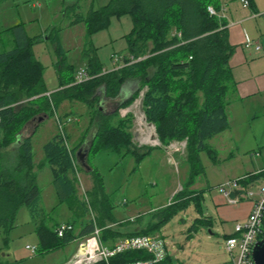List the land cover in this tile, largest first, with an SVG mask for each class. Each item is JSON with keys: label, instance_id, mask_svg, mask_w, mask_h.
<instances>
[{"label": "trees", "instance_id": "trees-1", "mask_svg": "<svg viewBox=\"0 0 264 264\" xmlns=\"http://www.w3.org/2000/svg\"><path fill=\"white\" fill-rule=\"evenodd\" d=\"M219 8V0H109L86 14L77 13L79 3L64 9L69 27L82 24L86 28L87 43L82 50L85 69L91 79L75 83L77 70L67 60L61 46L63 28L50 27L43 35L29 37L23 25L10 29L15 45L0 52V231L4 246H9L11 232L24 208L32 215L39 213L41 189L36 174L45 164L35 163L33 139L36 132L23 138L12 150L22 130L32 121L43 116L54 117L66 102L81 103L91 113V126L95 128L90 145V156L113 152L132 156L139 165L156 149H164L173 142H186L189 177L182 190L170 204L155 212L154 222L141 231L125 233L110 225L127 226L132 220H118L115 205L106 192L101 173L90 171L76 163L79 173L87 172L92 187L80 196L79 179L75 170L77 152L83 141L67 149L60 135H56L44 147L46 162L51 165L53 184L60 203L73 213L74 221L68 223L72 230L59 237L55 227L40 224L36 233L40 244L36 255L60 250L73 241L90 236L95 228L101 229V241L113 247L124 238L158 234L163 226L193 201L196 210L203 213L202 200L206 190H192L198 176L205 173L200 154L207 151L214 163L218 153L209 140L228 130L227 114L229 96L236 92L230 60L236 47L230 43L227 23L210 15L208 7ZM130 17L133 27L125 38L128 56L116 70L105 72L92 37L109 29L113 19ZM178 34H181L179 37ZM49 40L63 54L57 64L59 89L47 96L44 80L46 67L35 56L34 47ZM138 81L140 87L111 114L102 108L100 92L109 100L119 98L123 86ZM147 86L143 97V110L149 123L156 127L160 146L138 147L131 133L132 117H119V111L129 107ZM27 102L22 104L21 102ZM21 103V104H20ZM264 181V170L247 174L240 185ZM86 217L81 232L79 221ZM197 222L208 226L205 217ZM212 223V222H211ZM111 242L112 244H108ZM153 258L145 250L126 251L109 259V264H134ZM99 264H107L101 262ZM153 264H175L168 254Z\"/></svg>", "mask_w": 264, "mask_h": 264}, {"label": "rangeland", "instance_id": "rangeland-1", "mask_svg": "<svg viewBox=\"0 0 264 264\" xmlns=\"http://www.w3.org/2000/svg\"><path fill=\"white\" fill-rule=\"evenodd\" d=\"M108 2L109 0H17L18 6L29 11L27 16L33 17L34 14L30 12L40 11L41 13L42 17L39 21H35L30 34L41 32L40 26L45 28L67 26L69 22L64 20V10L63 12L61 10L64 6L66 8L68 5L79 3L77 13L86 15L90 9H98ZM33 4H41V8L34 9ZM12 9L13 6L10 4L5 7V11ZM132 27L130 17L113 19L109 29L92 38L105 68L112 69L121 63L117 64L118 61L113 57H119L123 61L124 57L128 56V43L125 36ZM85 32V27L80 24L73 28L66 27L63 33L62 41L68 60L78 70L83 68L80 67L85 62L82 57L83 44L86 45L88 41ZM36 53L47 66L45 77L48 86L54 85L56 80L52 58L56 55V44L51 41L44 42L36 48ZM252 61H255L254 73H260L264 77V52L261 56L250 58V62ZM239 70L242 71V69ZM139 87L138 81H129L123 90L125 93L116 100L106 99L103 92H100L105 114H111L117 110ZM146 91L147 86L140 91L129 107L119 111V117L122 119L127 116L132 117L130 129L136 146H160L156 127L147 121L143 110L142 101ZM26 102L24 100L21 103ZM61 111L60 113L64 114L62 118L70 119L65 121L68 124L65 128L66 131L68 130L69 148H74L83 141L79 149L84 153V150L89 149L94 136V127L89 126L90 110L84 104L72 103ZM227 112L230 123L228 130L208 141L218 153V162L214 163L207 151L202 152L200 160L205 173L198 176L191 187L196 191L206 190L202 200L203 213L196 210V205L192 201L158 233L164 239L168 254L175 264H232V258L225 250V231L227 229L234 231L236 222L230 220L225 223L220 218L214 196L218 193L216 189L218 186L241 180L247 174L264 169V98L258 97L248 102H238L233 104ZM58 115L62 119L60 114ZM33 126L34 124L28 126L27 134L32 132ZM56 133L58 135V125L53 118H50L46 126H42L36 133L33 139L36 163L40 161V158H44L43 146ZM257 154L259 159L255 160ZM89 165L103 176L106 192L116 207L115 217H133L130 225H134V221L137 222L140 218L135 225H141L143 228L155 221V212L170 204L174 195L186 185L189 177L186 142H173L162 150L156 149L139 165L130 155L122 156L113 152L90 156ZM50 176L48 169L40 172V182L45 192L44 209L57 203L56 197H49L50 192L52 193L49 184ZM79 180L84 189L90 188L92 180L87 172L80 173ZM256 186L253 187L255 189H251L256 191ZM78 193L80 196L85 195L80 185ZM63 211L67 213L61 215ZM70 215L69 209L63 206L57 208L52 216L60 220ZM202 217L209 221L208 226L197 222V219ZM17 224V228L11 232L8 247L4 246L3 233L0 231V264H66L78 245L74 241L60 250L35 255L26 249L27 246L39 247L40 244L37 233L34 232L35 222L26 210L18 215ZM47 224L52 225L53 221H48Z\"/></svg>", "mask_w": 264, "mask_h": 264}, {"label": "crops", "instance_id": "crops-1", "mask_svg": "<svg viewBox=\"0 0 264 264\" xmlns=\"http://www.w3.org/2000/svg\"><path fill=\"white\" fill-rule=\"evenodd\" d=\"M248 1L250 2V5L245 6L241 2V0H219V8L216 9L219 13L218 19H220L221 21H225L227 23V29H228V33H229L230 43L236 47V51L230 60V66L232 68L233 76H234V79L237 83V87H236V92L232 93L229 96V105L227 106V111H228V109H230V107L233 104H237L238 102L244 103V102H248L250 100H253L255 98H258V97L264 98L263 97L264 96V80H262V79H264V77L260 73H258V74L254 73L253 64L255 61L250 62V58H253L254 56L255 57L261 56V54L264 52V19H263L264 18V0H248ZM8 4L13 6V9L11 11H5V7ZM71 5H73V4H71ZM33 8L34 9H40L41 4H37V5L33 4ZM64 9H65V6H64V8L61 9L62 12ZM30 13L32 15L34 14L32 18H31V16H27V14H29V11H26V10L22 9V7L18 6L17 0H0V52L4 51V50H11L14 47L15 42H14V38H13V35H12L10 29H12L13 27L18 26V25L24 26L25 31L29 37H35V36H39V35H43L44 38L46 37V30L48 28H50L51 26H47L46 27L47 29L45 27L40 26L41 32H39L38 34H36V33L30 34V29L32 28V26L35 25V21L36 20L39 21V19L42 17L40 11H38L37 13L36 12H34V13L30 12ZM63 18H64V20H66L70 23V21L65 17V14H63ZM77 26H80V24L76 25L74 27H77ZM60 27L63 28V31L61 33V46L64 50L65 47H64L63 41H62L63 40V33L65 32L66 27L67 28H71V27H69V24L67 26L65 25V26H60ZM85 30H86V28H85ZM128 33H130V31ZM97 34H99V33H97ZM97 34H95L94 36H96ZM85 36H86V32H85ZM246 39H251L252 41H254L256 43H259V45L261 46V50L260 51H256L255 49L246 50L244 48V43H245ZM48 41L49 40H44V42H48ZM44 42H42V43H44ZM42 43H40V44H42ZM40 44H37L34 47L35 56L37 57V59L39 61H41L42 64H44V66L47 69L46 64L41 60V58H39L37 56V53H36V48H38V46ZM84 46L85 45L83 44L82 48H84ZM97 52H98V48H97ZM65 54H66V52H65ZM98 56H99V54H98ZM62 57H63V54L58 53L57 48H56L55 58H52L53 67L55 69V80H56L54 85L48 86V83H47V80L45 77L46 70L44 72V80H45V83H46V86L48 89V93H52L53 91H56L59 89V86H58V83H59L58 82L59 81L58 80V70L60 67H58L57 64L60 62ZM66 57H67V55H66ZM113 58L115 60L116 57H113ZM119 59L120 60L117 62V64L120 62L121 63L118 65V67H115L112 69H107L104 67L105 72L113 71V70H116L119 67H121L123 65V61L121 58H119ZM67 60H68V57H67ZM68 62H69V60H68ZM69 63L72 64L71 62H69ZM102 64H103V62H102ZM72 65H74V64H72ZM75 68H76V66H75ZM80 68H82V69L85 68V62L83 63V65ZM239 69H242V71H240ZM76 70H77V72L79 71L77 68H76ZM127 83L123 86L119 97L123 93H125V91H123V90L126 87ZM68 105L71 106L72 102L66 101L59 108V111L57 113L60 114L61 118L64 115V114L60 113V112H62L61 110ZM227 114H228V112H227ZM42 118H43V121H39V119H38V120L32 121L29 124V125L34 124L33 130L31 133L27 134V128L29 125L26 126L22 130L21 134L18 137L16 144L12 147V149L17 148V146L19 145L21 140L23 138L33 134L34 132H36V129H37L36 133H38V131L42 128V126H46V124L50 118H53L55 120V117L43 116ZM228 118H229V115H228ZM68 119L69 118H62L63 121H67ZM66 126L68 127V124H66L65 127ZM89 126H91V120H90ZM92 128H93V126H92ZM67 131H66V133H67ZM56 132H57V129H56ZM94 133H95V128H94ZM2 134H3L2 128H0V143L2 141ZM56 135H57V133L54 134L53 137H55ZM67 137L69 140L68 133H67ZM84 153L86 154V159H87V163H88L90 147H89V149L84 150ZM257 159H259V156L255 157V160H257ZM78 162H79V160H78ZM42 163L45 164V166L43 168H37L36 169V174L38 177V184H39V187L41 189V201H40V205H39V209H40L39 213L37 215H32L30 210L27 208H24L20 211V213H22L24 210H26V212H28L29 216L31 217L32 221L35 222L34 232H36L37 227L42 223L46 224L49 227H55V226L60 225V224H68V223H71L72 221H74L73 213L71 212L69 207L64 203H60L56 189H55L54 184H53V175H52L51 165L46 162L45 155H44V158H40V161L37 162L36 164L40 165ZM47 169L50 170V175H51L49 178V184H50V188L52 190V193L49 191L50 192L49 197L50 196L56 197L55 200L57 201V203L51 204L50 207L47 206V208L44 209L45 192L41 186L40 172H42L43 170H47ZM263 170L264 169H262L260 171H263ZM260 171H257V172H260ZM260 182L264 183V181H260ZM91 187H92V183H91V186L89 189H91ZM89 189H87V190L85 189V191H88ZM214 203H215L216 207L218 208L220 218L223 221H225V223H228L230 220H233L236 223L239 221H243L249 215V213L251 212V209H252V202L249 200L242 201L240 204H237V205H229L227 203L226 198L219 192L216 193V195L214 196ZM63 206H66L69 209V212L71 213V215L68 218H67V216H65V217L60 218V220H56V218H53L52 215L55 213V210L57 208H61ZM64 213H67V212L63 211L61 215H63ZM132 218L133 217H130V218H125V217L119 218V217H117L118 220H128L129 219V220L133 221ZM90 219H91V217H86V218L82 219L81 221H79V223L77 225V226H79V231H77V233L81 232L85 223L88 222ZM51 220L53 221V224L52 225L47 224V222L51 221ZM138 221H140V218L137 219V222ZM137 222L134 221V225H130V224H132V223H130L127 226H118L117 227L115 225H110L109 227L113 228L115 230H119L121 232H125V233H132V232L141 231V230L146 229L148 227L147 226L146 228H143L141 225H135ZM17 226H18V224L16 223V228H17ZM225 233H226L225 237H227L233 233V229H227L225 231ZM79 240H76L78 245L75 248L71 257L67 261L72 259L75 256V254H77V252L79 251ZM108 244H112V243L108 242ZM106 246L109 247V245H106ZM26 249H27V247H26Z\"/></svg>", "mask_w": 264, "mask_h": 264}, {"label": "built area", "instance_id": "built-area-1", "mask_svg": "<svg viewBox=\"0 0 264 264\" xmlns=\"http://www.w3.org/2000/svg\"><path fill=\"white\" fill-rule=\"evenodd\" d=\"M241 2L245 6L250 5L248 0H241ZM208 11L210 15L218 18L219 13L213 6H209ZM178 36L180 37L181 34H178ZM244 48L246 50H261L259 43L251 39H246ZM116 60L119 61L120 59L116 57ZM90 79L91 77L88 71L84 68L77 72L75 83H84ZM50 94L51 93H47V96H50ZM54 117L58 125V135L62 138L67 149L70 150L65 129L66 123L60 119L57 112L54 114ZM68 121H70V119H68ZM257 156H259V154H257ZM76 163H78V161L75 162V170L77 178L79 179L80 173L77 171ZM239 182L240 180L229 182L226 185H220L216 188L217 191L226 198L229 205L240 204L244 199L252 202V209L249 215L243 221L237 222L234 225L233 233L226 237L225 250L231 256L232 264H254V247L264 238V183H254L248 187H243ZM79 185L80 188H82V192L85 194L86 191L82 183L79 182ZM255 186L257 189L253 191L251 188ZM68 230H72V226L68 224H60L56 228L59 237L64 236V233ZM27 249L35 255L38 250L37 247L31 246H27ZM138 250L147 251L153 258L149 261H142L134 264L158 263L163 261L168 255L166 243L159 234L124 238L117 241L113 247H108L101 241V229L95 228L90 236L79 240V251L66 264H99L101 262L109 264V259L119 253Z\"/></svg>", "mask_w": 264, "mask_h": 264}, {"label": "water", "instance_id": "water-1", "mask_svg": "<svg viewBox=\"0 0 264 264\" xmlns=\"http://www.w3.org/2000/svg\"><path fill=\"white\" fill-rule=\"evenodd\" d=\"M39 121H43V118H40ZM77 159L81 167L85 168L87 171H90V167L87 164L86 154L79 150L77 152ZM253 260L254 264H264V238L259 241L253 250Z\"/></svg>", "mask_w": 264, "mask_h": 264}]
</instances>
